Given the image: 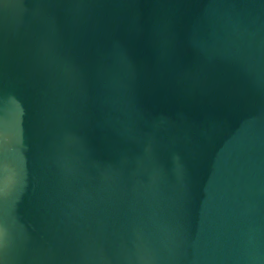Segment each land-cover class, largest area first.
I'll return each mask as SVG.
<instances>
[{
  "label": "water",
  "instance_id": "obj_1",
  "mask_svg": "<svg viewBox=\"0 0 264 264\" xmlns=\"http://www.w3.org/2000/svg\"><path fill=\"white\" fill-rule=\"evenodd\" d=\"M0 264H264V0H0Z\"/></svg>",
  "mask_w": 264,
  "mask_h": 264
}]
</instances>
